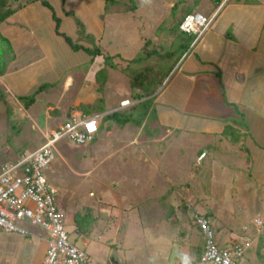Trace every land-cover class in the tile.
I'll list each match as a JSON object with an SVG mask.
<instances>
[{
    "label": "crops",
    "instance_id": "obj_1",
    "mask_svg": "<svg viewBox=\"0 0 264 264\" xmlns=\"http://www.w3.org/2000/svg\"><path fill=\"white\" fill-rule=\"evenodd\" d=\"M47 1L51 8L41 0L28 3L24 1L23 3H27L25 6L0 23L2 35L10 41L14 50V59L10 61L6 73L0 76L5 78L8 87L17 97L29 95L47 83L46 89L36 96L35 105L38 99H46L54 94L50 91L65 77H71L72 71L78 72L88 58L91 61L97 56L105 59L104 54L94 56L83 49H72L63 35L74 42L82 40L77 20L84 24L85 41L88 45L83 46L93 49L98 45L104 53L111 54V63L106 64L105 60L110 68L117 67L114 60L117 56L123 60H132L143 55L144 47L147 46L148 50L156 52L139 63L126 61L124 69L131 70V65L134 64L138 68L135 70L144 71L143 67L156 66L162 60L164 67L170 68L153 94L154 113L148 118L170 132L195 136L192 142L194 145H188H192L194 149L188 153L201 154L203 160H216L218 164L214 168L224 166L226 155L235 151L234 144H241L237 147L244 155L249 156L250 163L248 171L247 168L238 170L240 173L246 172L245 184L241 185L245 188L235 194V200L248 205L264 202V0H211L214 4L206 0L209 6L204 8L201 0H149L150 3L136 2V6L129 10H110L108 15L103 14L106 11L103 0ZM66 1L70 4L67 5ZM80 1L84 5H80ZM147 4L150 5V18L143 9ZM188 13H199L212 19L210 28L198 39L195 34L180 29V23ZM117 14L126 15L133 22L134 32L126 33V30H120L108 20ZM124 26L121 28L124 29ZM168 52L171 56H162ZM125 70L124 76H130ZM45 105L43 103L42 107ZM99 111H105L104 107ZM78 112L86 113L76 110L71 115ZM86 114L92 115L88 111ZM108 114L111 113L103 116V123L111 121L106 119ZM97 118L99 132L95 140L103 129L101 117ZM228 125L238 136L236 141L233 135L225 132ZM49 135L50 133L46 137ZM223 147H229L230 150H224ZM50 169L47 170V175ZM233 172L236 174L237 170H233L231 174ZM224 199L226 197L222 195L221 200ZM254 216L262 217L260 214H252L250 218ZM67 217L65 215L66 225L74 222V215ZM230 217L239 218L235 214ZM141 219L140 224L143 226L137 227L136 232L147 236L146 231L149 230L146 242L149 241V248L146 249L144 243L138 244L141 245L138 250L148 252L145 256L146 264H192L199 259L203 252L204 237L193 221L186 222V231H183L186 238L174 247L162 221L153 219L149 223L145 220L147 217ZM245 223L246 221L242 225ZM90 224L88 219L86 228ZM225 225L232 224L224 222L220 231L214 229L221 246L234 243L244 234L243 227L234 230ZM249 227L253 246L264 235V230L259 234L254 226ZM29 229L30 234L22 235L28 237L27 246L32 247L35 240H44L46 244V248L41 251V261L38 262L43 264L49 234L38 226L30 225ZM77 232L81 233V230L77 228ZM39 234H43L44 238H39ZM75 241L73 242L77 244L78 240L77 243ZM79 244V247L85 249L81 241ZM252 246L239 264H255L248 256ZM87 252L91 254L90 251ZM105 258L106 260L97 259L122 264V258L112 259L108 255ZM260 262L259 264H263L264 261Z\"/></svg>",
    "mask_w": 264,
    "mask_h": 264
},
{
    "label": "rangeland",
    "instance_id": "obj_2",
    "mask_svg": "<svg viewBox=\"0 0 264 264\" xmlns=\"http://www.w3.org/2000/svg\"><path fill=\"white\" fill-rule=\"evenodd\" d=\"M18 1L23 3L27 0ZM114 1L119 4L103 0L102 4H106L103 14L108 15L110 10H129L136 6V2H149ZM201 2L203 8L209 6L206 0ZM210 2L214 4V1ZM66 4L70 2L66 1ZM79 4L84 5L82 1ZM143 9L150 18V5L143 6ZM108 20L120 30H126V33L134 32L133 22L126 15H113ZM126 33L124 31V35ZM81 39L76 42L88 45L85 35ZM114 60L115 69L108 67L102 56L95 57L93 61L88 58L78 72L72 71L71 77L62 78L59 85L50 91L54 94L46 99H38L36 106L31 108L26 107L25 102L10 90L5 78L0 76V166L39 148L46 142L51 130L67 121L74 111L83 110L81 107L84 105L89 107L87 111L92 116L101 117L103 129L97 140L85 146L66 140L59 142L58 155L48 176L59 189L60 208L66 217L89 215L91 224L87 228L84 225L86 231L83 226L81 233H78L75 221L65 226L70 239L78 240V243L75 241L77 244L81 241L86 251H90L95 258L106 260L105 256L108 255L112 259L122 258V264H146L148 252L138 250L141 246L138 244L144 243L146 249L149 248V241L146 243L149 230L146 231L147 236L136 232L143 226L140 224L141 217H147L145 220L149 223L153 219L162 221L174 247L186 238L183 232L186 231V222L193 221V216L198 212L211 218L216 231L222 229L224 222H231L232 225H225L228 228H242L252 214H260L264 219V202L248 205L235 200V194L245 188L241 185L245 184L246 172L240 173L238 170L247 168L248 171L250 163L249 156L237 147L241 144H234L235 151L226 155L224 166L214 168L218 164L216 160H203L201 154L188 153L194 149L192 145L188 146L195 140L193 135L170 132L148 117L142 126H120L114 121L103 123L102 118L107 113L130 112L133 106L142 101L138 99L139 95L147 98L170 71L168 66L164 67L163 60L156 66L143 67L148 80L142 84L134 80L141 69L135 70L137 67L133 64L132 69L126 71L124 63L130 60L118 56ZM103 68L106 73L98 77L99 70ZM124 70L130 76H124ZM8 95L18 98L26 111L23 118L14 117V109L6 100ZM101 98L104 103L100 102ZM43 103L46 104L44 107ZM100 107H104L105 111H99ZM223 149L230 150L229 147ZM207 155L210 156L208 152ZM233 170H237V173L231 174ZM222 195L226 199L221 200ZM232 214L239 218H231ZM38 237L44 238L43 234ZM27 238L2 232L0 264H38L46 244L44 240H35L30 247L27 246ZM248 256L255 264L264 261V235L252 246Z\"/></svg>",
    "mask_w": 264,
    "mask_h": 264
},
{
    "label": "built area",
    "instance_id": "obj_3",
    "mask_svg": "<svg viewBox=\"0 0 264 264\" xmlns=\"http://www.w3.org/2000/svg\"><path fill=\"white\" fill-rule=\"evenodd\" d=\"M211 21L199 13H188L181 21L180 29L195 34L198 39L210 28ZM98 132L96 116L75 113L53 130L39 148L0 166V234L28 235L30 225L47 231L49 241L43 264H116L95 258L70 239L64 214L58 205L59 190L47 175L57 158L59 142L66 140L85 146L95 140ZM194 222L204 237V247L199 259L192 264H239L253 243L249 226H254L259 234L264 230V219L251 217L243 225V236L232 244L221 246L210 217L196 213Z\"/></svg>",
    "mask_w": 264,
    "mask_h": 264
},
{
    "label": "trees",
    "instance_id": "obj_4",
    "mask_svg": "<svg viewBox=\"0 0 264 264\" xmlns=\"http://www.w3.org/2000/svg\"><path fill=\"white\" fill-rule=\"evenodd\" d=\"M34 1H38V0H27V3L28 2H34ZM41 1L45 6L51 8V5L49 4V2L47 0H41ZM106 1L107 2L110 1L113 4H119L118 1H114V0H106ZM27 3L19 2L18 8H13L12 5L9 3V0H0V23L3 22L4 20H6L9 16H11L19 8L25 6ZM54 17H56L55 14H54ZM77 23H78L79 28H80L79 29L80 33L82 35H85L84 29H83L84 24L80 20H77ZM63 36H65L67 42L71 45L73 50L77 51V50L83 49L86 52L93 54L94 56L104 54L106 64L111 63V58L113 56H109V55L105 54L103 52V50L98 45H95L93 49H89V48L84 47L81 44L74 42L70 37H68L66 35H63ZM155 52H156L155 50H148V48L146 46V47H144L143 55L142 54L138 55L136 58L130 60L129 63H135V62L139 63V62H142L144 60H147ZM162 56L163 57L171 56V53L168 52V53L163 54ZM13 59H14L13 47H12L10 41L5 36H3L1 31H0V75H3L6 73L10 61H12ZM104 73H105L104 69L100 70L98 73V77ZM134 80L135 81L136 80L141 81L142 84L147 82V80H148L147 72L140 71L139 73L136 74V76L134 77ZM47 86H48V84L44 83L41 86H39L33 93L26 95V96H22V97H20V99L22 101H24L26 107L29 108L30 106H32L35 103L36 96L39 93H41L42 91H44ZM154 92L155 91H152V93H149L147 95V98H145V99H143L145 97L144 95H139L138 99H140L142 101H140L138 104L133 106L130 112L115 111L111 114H108L106 116V119L114 121L117 124L122 125V126L126 125L128 123L134 124L136 126H141L144 123V121L146 120V118L153 115V113H154V108H153V99H154L153 94H154ZM100 102H103V99H100ZM88 108H89L88 106H84V105L81 107V109L86 111V113H87ZM101 109H102V107H100L99 110H101ZM225 132H227L230 135H233V137H234L233 139L235 141L238 138V136L235 135V131L233 130V128L229 125L226 126ZM58 194H59V192H58ZM57 199H58V195H57ZM58 205H59V203H58ZM59 208H60V206H59ZM63 214H64V212H63ZM199 214H201V213H199ZM88 219H89V215H87V214H76L75 215L74 221L78 225V230H81L83 228V226L87 223ZM64 221H65V214H64ZM193 222H194V216H193ZM194 224H195V222H194Z\"/></svg>",
    "mask_w": 264,
    "mask_h": 264
},
{
    "label": "water",
    "instance_id": "obj_5",
    "mask_svg": "<svg viewBox=\"0 0 264 264\" xmlns=\"http://www.w3.org/2000/svg\"><path fill=\"white\" fill-rule=\"evenodd\" d=\"M10 3H11L13 8H18V6H19L18 0H10ZM6 100L13 107L14 117L16 119L23 118L26 115L25 109L20 105V103L18 102V99L14 95L13 96L8 95L6 97ZM202 157H203V155L201 156V159H202ZM198 162H200V159L198 160Z\"/></svg>",
    "mask_w": 264,
    "mask_h": 264
}]
</instances>
